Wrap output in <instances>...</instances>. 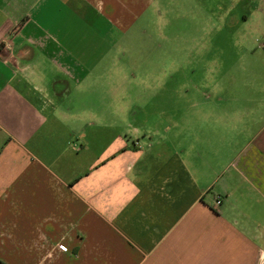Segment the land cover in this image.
I'll return each instance as SVG.
<instances>
[{
  "label": "crops",
  "instance_id": "crops-1",
  "mask_svg": "<svg viewBox=\"0 0 264 264\" xmlns=\"http://www.w3.org/2000/svg\"><path fill=\"white\" fill-rule=\"evenodd\" d=\"M191 3L0 0V264H264V7L177 72Z\"/></svg>",
  "mask_w": 264,
  "mask_h": 264
},
{
  "label": "rangeland",
  "instance_id": "rangeland-1",
  "mask_svg": "<svg viewBox=\"0 0 264 264\" xmlns=\"http://www.w3.org/2000/svg\"><path fill=\"white\" fill-rule=\"evenodd\" d=\"M199 1L201 3L200 5H198ZM253 6L263 8L264 0H192L191 12L189 10L190 23L186 18H184L185 13L183 11L178 14L174 13L171 15V12L169 13L168 9H164L163 15L165 25L160 26L162 35L159 37L160 46L157 50L158 57L167 58L170 56L171 59V56H174L175 63L174 65L170 64V69L175 67L176 71L179 72L183 69V57L185 54V47L183 46V29H190L193 38H202L200 42H203V40L209 41L211 39H215L216 37L219 38L220 34L222 36L219 40L223 39L224 42H226L231 38V32L227 28L222 27L226 20L223 13L231 8L234 13H241L242 11L247 12V9ZM197 16H200V21L197 19ZM253 22L258 23L256 20ZM249 24H252V21H250ZM241 33H244V35L239 36V39L253 41L252 48L254 52L262 49L264 50V21L257 24L253 29L248 31L246 29L241 31ZM226 45V48L231 49L229 43H226ZM204 48L205 47L202 45L192 47L191 50L193 52H188V56L193 60L194 55H198L201 51H205ZM229 56L230 54L223 57V59L226 60ZM189 65L190 64H188V66ZM195 68L196 66L193 67V72L199 73V69ZM190 69H192V67L187 68L186 66V73L189 74Z\"/></svg>",
  "mask_w": 264,
  "mask_h": 264
},
{
  "label": "built area",
  "instance_id": "built-area-1",
  "mask_svg": "<svg viewBox=\"0 0 264 264\" xmlns=\"http://www.w3.org/2000/svg\"><path fill=\"white\" fill-rule=\"evenodd\" d=\"M220 204H221V198L217 197V198L215 199V205L218 206V205H220ZM59 247H60L61 249H63V250H66V249H67V247H66L64 244H59Z\"/></svg>",
  "mask_w": 264,
  "mask_h": 264
}]
</instances>
